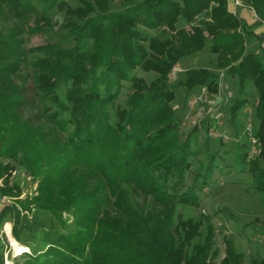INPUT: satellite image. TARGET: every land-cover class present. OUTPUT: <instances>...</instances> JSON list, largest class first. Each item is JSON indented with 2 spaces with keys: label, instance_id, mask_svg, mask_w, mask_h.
I'll return each instance as SVG.
<instances>
[{
  "label": "trees",
  "instance_id": "16d2710c",
  "mask_svg": "<svg viewBox=\"0 0 264 264\" xmlns=\"http://www.w3.org/2000/svg\"><path fill=\"white\" fill-rule=\"evenodd\" d=\"M39 1L65 8L62 0ZM245 1L264 22V0ZM82 4L64 9L78 20L67 30L72 47L46 42L25 49L22 35L44 28L38 18L33 26L27 23L36 14L32 0H0V157L13 158L38 181L37 196L0 206V224L11 217L16 243L30 248L23 264H210L211 227L200 244L190 240L198 235L201 219L187 221L189 236L183 226L174 227L179 205L200 206L197 187L185 183L190 158L197 154L192 141L198 130L180 134L169 75L180 59L205 49L209 41L217 66L237 80L229 108L233 119L246 105V84H253L259 154L248 159L242 144L240 163L254 189L263 193L264 49L246 52V37L254 34L229 12L228 0H141L117 14L109 13L104 0H94L96 7ZM202 14L206 19L191 34L177 28L180 20L190 24ZM140 27L175 34L160 39ZM28 54L40 56L29 62ZM23 67L29 71L21 73ZM137 68L154 73V79L146 83L133 74ZM216 79L198 68L188 70L179 85L187 97L195 87L217 94ZM124 83L131 92L126 107H119L115 102ZM208 124L200 126L207 132ZM214 161L209 155L202 183ZM3 170L0 165V175ZM130 193L146 203L134 205ZM19 195L0 187V199ZM18 204L23 213L33 209L31 219L19 213ZM71 210L77 219L67 230L57 215ZM241 260L230 247L221 264Z\"/></svg>",
  "mask_w": 264,
  "mask_h": 264
},
{
  "label": "rangeland",
  "instance_id": "374dc122",
  "mask_svg": "<svg viewBox=\"0 0 264 264\" xmlns=\"http://www.w3.org/2000/svg\"><path fill=\"white\" fill-rule=\"evenodd\" d=\"M62 1L65 3V8H49L39 0H32L36 14L32 15L27 20V23L33 26L36 24L34 19L38 18L37 24L43 25L44 28L38 33H25L22 35L25 49H30L46 42H54L62 48L73 46V41L67 36V30L70 23L78 20L64 9L73 10L77 7H82V2H90L94 5V0ZM104 1L107 4L109 13L117 14L122 13L129 5L141 0ZM241 1L245 7H248L245 0ZM246 10L256 22L264 24L257 16H253L254 10L251 7L246 8ZM89 16L92 17L93 14ZM206 17L207 15L205 14L199 15L190 24L180 20L177 23V28H184L191 34V28L197 27L198 23L205 20ZM140 28L146 35L156 36L160 39L175 34L168 31L167 28L155 31ZM248 38L246 39V52L258 53L260 52L259 46L264 49V37H260V40ZM206 44L207 47L201 52L196 53L192 57L181 59L178 62L179 65L177 64L181 72L176 74L175 79H168V88L174 92L171 106L175 115L181 119L180 134H189L195 130V127L198 130L194 134L195 140L192 141V150L197 152V154L190 158L191 168L186 173L185 183L186 187H197L200 206L195 208L179 205L174 217V227L183 226L186 229V235L189 236L192 225L187 221L200 222L201 219L198 235L190 241L194 244L203 243L206 227H211L213 246L207 263L221 264L227 257L228 248L231 247L235 253L242 255L241 264H252L255 260L258 262L264 260V229L262 227V225L264 226V192L259 193L254 189L251 175L246 171L245 165L240 163V156L243 153L242 144L245 145L243 149L248 152V159L257 157V154H253V151L255 149L258 150V146L252 145L244 136L240 137L241 132L239 134L237 132L240 128L243 129L247 125H252L256 128L258 122L254 117V107L257 101V93L253 84L248 82L243 96L246 99V105L233 119L229 113V108L237 96V80L222 72L217 66L216 55L211 53L208 48L209 41ZM36 56L40 55L28 54L27 61L31 62ZM193 67H206L209 72L216 74V82L219 89L217 94L201 91L202 87H195L187 97L185 88L179 84L183 82L181 80L185 76V72H182V70L192 69ZM27 71L29 69L23 67L21 73ZM133 74L142 78L146 83H149L155 77L154 73L144 72L140 68L134 70ZM15 82L19 83L18 78H15ZM31 84L32 79L29 78L27 85L30 86ZM130 92V85L124 83V87L115 104L119 107H126L127 96ZM192 97L197 99V103L190 108L189 100ZM217 113L222 114L220 122L222 123L223 131L229 137L227 141L208 138L205 127L200 126V123L205 124L206 122L209 123V126ZM209 155L215 158L214 168L211 176L206 179L205 183H202V174L204 173V167L207 165ZM0 165L4 169L0 175V187L6 185L20 193L17 198L3 196L2 198L7 200L2 206L15 205L16 200L22 201L25 197L33 198L37 196L38 181L24 167L18 165L13 158L0 157ZM130 200L134 205L137 204L140 207L142 202L146 203L147 201L146 198L143 200V198L131 193ZM16 206L19 213H23L22 207L19 204ZM23 214L27 219H31L34 214L33 209ZM57 216L64 223L67 230L73 229L77 219L73 210L64 211ZM13 224L11 217L0 224V264H4L5 261L10 262V264H23L26 259L25 253L30 251V248L16 243L12 232ZM179 228L177 230L174 228L175 237H180L181 235ZM42 237L39 236L36 239L40 240ZM10 241L13 246L19 248L18 252H15L13 246L10 245ZM213 253H215L214 257H212Z\"/></svg>",
  "mask_w": 264,
  "mask_h": 264
},
{
  "label": "built area",
  "instance_id": "2783aa9c",
  "mask_svg": "<svg viewBox=\"0 0 264 264\" xmlns=\"http://www.w3.org/2000/svg\"><path fill=\"white\" fill-rule=\"evenodd\" d=\"M232 4L235 7H245V5L242 3L241 0H231ZM181 72L180 68L178 65H175L172 69L171 74L169 75L170 80L171 79H175V76L177 73ZM197 103V99L192 97L189 100V107H193L195 104ZM222 114L221 113H217L214 118H213V122L208 126L207 129V136L211 139H219V140H224L227 141L229 139L228 135L223 131L222 129V123L220 122V118H221ZM244 136L246 138V140L251 143L252 145H256L257 144V139L254 136V127L252 125H247L245 126L240 134V137ZM256 146H254L255 148H257ZM259 153V147L258 150L255 149L253 151V154H258ZM6 198H1L0 199V206L2 204H4V202H6ZM5 228V227H4ZM5 230V229H4ZM4 264H10V262L5 261Z\"/></svg>",
  "mask_w": 264,
  "mask_h": 264
},
{
  "label": "crops",
  "instance_id": "0c3cea01",
  "mask_svg": "<svg viewBox=\"0 0 264 264\" xmlns=\"http://www.w3.org/2000/svg\"><path fill=\"white\" fill-rule=\"evenodd\" d=\"M246 8H250L249 6L248 7H235L231 0H228V10L229 12L242 19L244 22H246L247 26L249 27V29L253 32V36H251L250 38H253L254 40H260V37H264V24H261V23H258L256 22L252 17H250V15L248 14V11L246 10ZM254 13V17H256V14L255 12ZM248 37H246L247 39ZM259 38V39H258ZM249 39V38H248ZM204 50V49H203ZM202 51V50H201ZM199 51V52H201ZM199 52H196V53H199ZM196 53H194L193 55H190V56H186V57H192L194 55H196ZM217 57V56H216ZM185 58V57H183ZM182 58V59H183ZM181 60V59H180ZM179 65V64H178ZM200 68H205L208 70V68L206 67H200ZM192 69H198V68H195L193 67ZM192 69H187V70H182V72H187L188 70H192ZM216 75V74H215ZM185 80V76L183 77V80L181 81H184ZM206 91L205 87H202L201 91ZM240 112V111H239ZM238 112V113H239ZM237 113V114H238ZM242 131V128H240V130L237 132L239 134V132ZM241 134V133H240Z\"/></svg>",
  "mask_w": 264,
  "mask_h": 264
},
{
  "label": "bare ground",
  "instance_id": "6f19581e",
  "mask_svg": "<svg viewBox=\"0 0 264 264\" xmlns=\"http://www.w3.org/2000/svg\"><path fill=\"white\" fill-rule=\"evenodd\" d=\"M10 245L13 246L12 242L10 241ZM13 249L15 250V252H18L19 251V248L17 246H13Z\"/></svg>",
  "mask_w": 264,
  "mask_h": 264
}]
</instances>
